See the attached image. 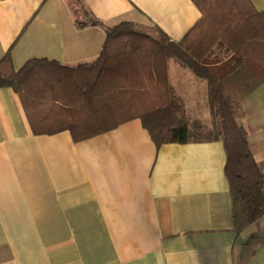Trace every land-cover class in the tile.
Wrapping results in <instances>:
<instances>
[{
	"label": "crops",
	"instance_id": "obj_1",
	"mask_svg": "<svg viewBox=\"0 0 264 264\" xmlns=\"http://www.w3.org/2000/svg\"><path fill=\"white\" fill-rule=\"evenodd\" d=\"M89 17L180 42L202 14L192 0H0V60L91 63L105 32L78 27ZM180 70L184 110L210 121L206 82ZM238 107L264 174V84ZM226 163L215 136L158 148L140 119L79 143L36 135L19 95L0 88V264H264V217L235 231Z\"/></svg>",
	"mask_w": 264,
	"mask_h": 264
},
{
	"label": "trees",
	"instance_id": "obj_2",
	"mask_svg": "<svg viewBox=\"0 0 264 264\" xmlns=\"http://www.w3.org/2000/svg\"><path fill=\"white\" fill-rule=\"evenodd\" d=\"M202 17L180 42L157 27L89 17L78 27L105 32L98 58L66 66L34 58L20 70L11 51L0 60V88L17 93L36 135L69 131L79 143L140 119L158 148L197 139L182 121L184 106L171 87L170 62L206 82L217 140L223 142L234 229L239 234L264 217V174L250 149L236 107L264 84V10L251 0H192ZM218 47L226 55H214Z\"/></svg>",
	"mask_w": 264,
	"mask_h": 264
},
{
	"label": "rangeland",
	"instance_id": "obj_3",
	"mask_svg": "<svg viewBox=\"0 0 264 264\" xmlns=\"http://www.w3.org/2000/svg\"><path fill=\"white\" fill-rule=\"evenodd\" d=\"M221 51L218 52V55H220L222 57L224 55H226V53H224L223 50H221ZM170 63H171V65L169 68V74L171 76L170 82H172L171 87L174 89L175 93L180 98L182 105L184 106V103L182 102L181 95H180V84H181L180 82H182V80H181L180 75L178 73L179 71H181L180 70L181 67H179L177 64L175 65V63H173V62H170ZM183 71L186 72V74L188 76H190V75L194 76L190 71H188L186 69H184ZM195 78H197V77H195ZM196 80L198 82H204L198 78ZM203 102H205V97L203 98ZM183 108H185V107H183ZM239 108L240 107L237 106L236 111L239 110ZM193 110H189V112L183 110V114H182V118H183L182 121L184 123H186L187 125H189V127L191 128V131H190L191 138L193 137L194 139H209V138L214 137L215 134H214V129H213V125L211 123V120L210 121L205 120L204 117L200 113H199L198 118H197L195 111H193ZM199 112H204V114H205L204 106L202 109L199 108Z\"/></svg>",
	"mask_w": 264,
	"mask_h": 264
}]
</instances>
